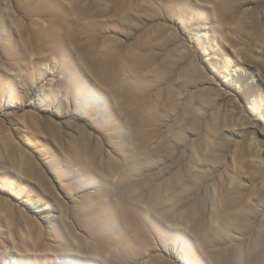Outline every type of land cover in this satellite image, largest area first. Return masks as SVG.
<instances>
[{
  "label": "rangeland",
  "instance_id": "rangeland-1",
  "mask_svg": "<svg viewBox=\"0 0 264 264\" xmlns=\"http://www.w3.org/2000/svg\"><path fill=\"white\" fill-rule=\"evenodd\" d=\"M0 264H264V0H0Z\"/></svg>",
  "mask_w": 264,
  "mask_h": 264
}]
</instances>
